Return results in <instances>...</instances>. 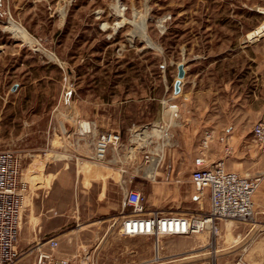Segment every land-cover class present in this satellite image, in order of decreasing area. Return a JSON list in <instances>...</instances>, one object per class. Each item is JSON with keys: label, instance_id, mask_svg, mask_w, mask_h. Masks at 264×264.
<instances>
[{"label": "rangeland", "instance_id": "obj_1", "mask_svg": "<svg viewBox=\"0 0 264 264\" xmlns=\"http://www.w3.org/2000/svg\"><path fill=\"white\" fill-rule=\"evenodd\" d=\"M262 22L264 0H0V151L20 158V226L28 220V229L37 228L26 213L53 181L76 194L96 165L117 169L122 190L141 192L148 210L170 212L208 206L207 191L189 180L200 153L242 175L264 171L251 132L262 117L247 107L253 97L264 106V37L258 47H238ZM179 63L185 74L174 94ZM163 116L170 125L165 159L174 158L181 184L162 181L164 164L150 170L143 161L156 152L149 134ZM225 126L232 131L222 133ZM146 127L152 130L142 137ZM205 129L213 133L208 146ZM103 131H117L121 142L96 162L94 141ZM69 210L68 224L48 236L59 242L54 253L76 264H213L210 245L219 234L166 235L156 248L150 236L121 235V214L85 220L79 206ZM36 246L25 244L15 264H35Z\"/></svg>", "mask_w": 264, "mask_h": 264}, {"label": "built area", "instance_id": "obj_2", "mask_svg": "<svg viewBox=\"0 0 264 264\" xmlns=\"http://www.w3.org/2000/svg\"><path fill=\"white\" fill-rule=\"evenodd\" d=\"M258 37V36H257ZM172 116H177L178 106L169 103ZM164 121L155 124L157 133L156 152H146L143 156L145 167L156 169L165 166L166 177L170 176L171 163L165 159V148L169 140V124ZM145 129H148L146 127ZM149 130V129H148ZM152 130V129H151ZM149 130V131H151ZM257 149L264 154V117L251 128ZM213 139L210 129L203 132L202 143L208 146ZM218 139L226 142L227 135ZM121 136L117 131L100 132L94 141L93 158L103 162L108 151L118 147ZM225 150L229 146L225 144ZM206 155L200 153L194 158V168L190 172V182L196 191L205 190L209 196V208L200 212H170L161 209L150 211L144 203L141 192L130 189L125 192L126 210L121 214L117 230L124 236L145 235L154 239L156 248L159 238L166 235H191L206 232L214 237L219 234L220 221H247L253 215V196L259 187L262 172L242 175L226 169L224 161L207 163ZM154 172H152L153 177ZM26 186L21 178L20 158L10 150L0 151V264H15L19 257L17 239L24 210ZM35 264H76L70 258L58 256L54 250L59 246L56 237H48L36 244ZM236 264H242L239 261Z\"/></svg>", "mask_w": 264, "mask_h": 264}, {"label": "crops", "instance_id": "obj_3", "mask_svg": "<svg viewBox=\"0 0 264 264\" xmlns=\"http://www.w3.org/2000/svg\"><path fill=\"white\" fill-rule=\"evenodd\" d=\"M262 37L264 35L258 36L253 41H248L245 37L242 40V45L238 47H258L259 42L257 41ZM255 84L257 85V81ZM251 91L255 93L257 88L254 87ZM247 107L252 110L251 115L258 114L260 117H264V106L258 103L256 97L249 101ZM162 121L165 122L164 116ZM221 131L222 133L231 132L232 127L225 126ZM166 160L172 165L170 176L166 177L164 167L161 172L159 171V177L162 174L161 179L167 184H181L180 177L174 172V158L169 157ZM125 168V178H127L128 166L125 165ZM261 172L260 184L253 196L252 217L247 221L219 222V238L210 245L211 249H215L212 255L213 264H236L237 261L242 264H264V171ZM117 174V169L113 170L110 167L107 169L105 166L96 165V168H90L84 172V180L90 181V184L76 189L78 193H71V196L63 181H53L52 185L44 191L43 198L37 199L36 195L32 208L26 213V218L32 214L37 220V228L32 231L28 229L29 221L23 222L17 239L18 251L23 249L25 244H37L41 240L51 237L48 235L53 234L56 230L65 227L69 221L70 206L72 211L76 205L79 206V215L85 220L95 217L97 219L110 214H122L127 209L124 203L126 191H123L119 186ZM178 192L181 190L178 189ZM190 200L196 201V196H190ZM190 205L196 208L195 203H190ZM208 208L209 201L205 210Z\"/></svg>", "mask_w": 264, "mask_h": 264}, {"label": "bare ground", "instance_id": "obj_4", "mask_svg": "<svg viewBox=\"0 0 264 264\" xmlns=\"http://www.w3.org/2000/svg\"><path fill=\"white\" fill-rule=\"evenodd\" d=\"M10 28H11L12 31H15L17 33H23L22 28L18 24H16V23L11 22ZM262 34H264V22H262L261 24H259L258 26H256L254 29H252L249 32H247V34L245 35V37H246V39H248V41L249 40L253 41V40H256L257 39V36H260ZM83 125L85 127L87 125V123L84 121ZM151 128H153V127H151ZM148 132H149L148 129H143V130H141V132H138V134H140L143 137V136L147 135ZM150 176H152V175H150ZM156 257H158V255Z\"/></svg>", "mask_w": 264, "mask_h": 264}, {"label": "water", "instance_id": "obj_5", "mask_svg": "<svg viewBox=\"0 0 264 264\" xmlns=\"http://www.w3.org/2000/svg\"><path fill=\"white\" fill-rule=\"evenodd\" d=\"M185 74V68L182 63H179L177 65V74H176V79L173 82V93L177 94L180 92V86H181V81L182 78L184 77Z\"/></svg>", "mask_w": 264, "mask_h": 264}]
</instances>
